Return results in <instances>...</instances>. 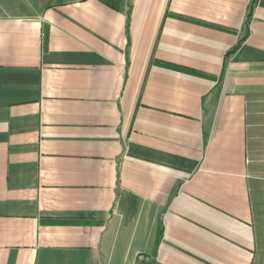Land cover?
I'll return each mask as SVG.
<instances>
[{
  "label": "crops",
  "instance_id": "1",
  "mask_svg": "<svg viewBox=\"0 0 264 264\" xmlns=\"http://www.w3.org/2000/svg\"><path fill=\"white\" fill-rule=\"evenodd\" d=\"M0 264H264V0H0Z\"/></svg>",
  "mask_w": 264,
  "mask_h": 264
}]
</instances>
